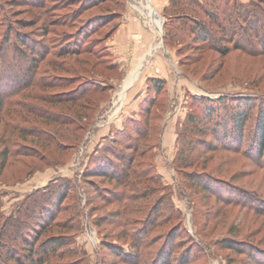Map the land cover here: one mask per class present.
Here are the masks:
<instances>
[{
  "label": "rangeland",
  "instance_id": "rangeland-1",
  "mask_svg": "<svg viewBox=\"0 0 264 264\" xmlns=\"http://www.w3.org/2000/svg\"><path fill=\"white\" fill-rule=\"evenodd\" d=\"M197 1L212 10L217 6L219 21L232 24V0ZM237 1L264 8L263 0ZM163 2L0 0V264H14L4 260L8 249L17 248L24 257L14 239L19 230L35 248L63 234L66 244L45 264H163L167 254L185 264H254L246 257L252 249L264 261V253L256 251L264 249V156L253 160L222 148L208 150L203 142L214 145L209 131L198 136L201 140L189 138L185 125L188 114L200 112L190 98L225 95L232 106L249 102L245 134L257 132V120L264 119V54L230 49L221 56L193 36L182 39L176 19L170 26H177L179 42L167 45ZM129 21L140 24L146 41L136 32L111 39ZM216 27L210 25L218 39L223 34ZM112 62L124 68L123 76L107 69ZM148 76L167 80L168 89L153 95L156 103L144 118L140 108L148 106L143 101ZM95 117L98 126L83 150L68 160L81 136L75 127L87 130ZM134 121L149 133L145 140L133 138L136 165L115 180L87 177L73 184L75 159L80 158L82 170L95 148L115 133L120 138ZM54 132L68 150L63 164L52 168L59 162L58 150L42 148L37 138L51 139ZM179 149L186 156L181 164ZM43 153L46 158L40 160ZM59 174L69 177L64 185L70 191L58 204L50 202V223L36 241L43 218L31 210L32 202L56 186ZM204 183L219 197L203 191ZM228 243L237 251L225 248Z\"/></svg>",
  "mask_w": 264,
  "mask_h": 264
},
{
  "label": "trees",
  "instance_id": "trees-1",
  "mask_svg": "<svg viewBox=\"0 0 264 264\" xmlns=\"http://www.w3.org/2000/svg\"><path fill=\"white\" fill-rule=\"evenodd\" d=\"M204 3L197 0H168V4L162 11V15L164 16V22L162 26L167 28L166 31L164 30L163 40L167 45L172 46L173 42H179V30L176 31L177 26L176 28L170 26L171 22L176 19L180 32H182L180 36L182 39L193 36L192 40L194 42L200 43L199 45L208 44L221 56L227 54L230 49L239 50L242 53L253 56L264 54V8L261 9L258 4L257 6L252 4V7L254 8L250 9V6H244V4L238 2L237 0H232L231 14L234 15V20L229 26V20L219 21L218 18L220 13L218 11L220 10H218L217 6H215V10H212ZM262 3L264 4V0ZM222 14L225 15L226 13L223 12ZM214 24H216L219 34H223V36L221 35L218 39L214 38V31L210 28V25ZM184 28L187 29L186 35L184 34ZM228 30L231 31L230 38H228L227 35ZM33 50L36 51V48H33ZM107 67L108 70H113L111 73H119L121 75L118 65H115L113 62L108 64ZM181 73L183 76L187 77L186 73L183 71H181ZM145 83L148 97H146V100L144 99L143 101L146 102L148 100V106L146 107L147 109L144 108L143 105V107L140 108L144 118L148 116L147 114L150 108L156 103V98H154L153 95H161L162 92H167L166 81L163 79L147 78ZM108 85L110 84L108 83ZM16 89L17 88H15V91ZM189 101L190 103L198 104L200 108L199 114H188L186 117L185 125L187 124V126H190L188 136L189 138L192 136H197V138L201 140V138H199L200 135H205L206 132L209 131L211 137H213L214 145H212L211 142H203L205 143L206 147H208V150L212 148H222L225 151L242 154L244 156L250 157V159L253 160L257 158L261 159L262 156H264V154H262L264 151V119L257 120L258 130L257 132H254L255 134H245L246 125L251 112V108L248 106L249 102H241L237 103L235 106H232V104H229L225 95L216 98L201 97L199 100L190 98ZM134 122V128L128 126L129 128L126 127L121 130L124 132L120 138L117 137V134L115 133L112 138L107 140V142L101 144L100 147L95 148L82 170H80L82 164L81 160L80 158H76L75 161L77 160V162H75V167L72 168V171L74 172V175H72L75 178L74 181L72 180V183H81V178L87 179V177H108L111 180H115V178L122 175V173L126 175L128 173L127 170L130 169L131 166L134 167L136 165L134 162L133 153L137 152L138 146L137 142H135L133 138L137 137L138 139L145 140L147 138L146 136L149 134L146 125L144 128L142 126L140 130V123L137 121ZM60 124L70 125L71 122H61ZM160 125L157 143L159 142L160 136L162 134ZM96 126H98V123L96 122L95 117L91 120V125L87 130L82 128L81 125L78 128L75 127V133L81 132V136L79 137V143L74 149H72L73 152L68 156V160L74 155L78 156V153L83 150V142L91 137ZM206 126L207 130L204 131L203 127ZM180 135H178V139ZM52 137L53 138L47 140L43 138H36L40 140V143L43 145L42 148H49V146H52L56 147L58 150L57 153L59 154V162L49 166L55 168L56 166L63 164L61 156H64V152L68 150L66 148L68 144H64L62 142V137H60V134H57V132L52 133ZM257 139L260 144L257 143ZM119 147H124L130 152H121V148ZM190 151H192V149H190ZM178 153V157L181 159L179 163L181 164L185 161L186 156L183 155V150L181 149H179ZM21 155L22 154H19V156ZM45 158L46 156H44L43 153L40 160H44ZM114 159H117L119 162L117 163L116 160L114 161ZM256 162L260 163L259 160H256ZM55 177H57L56 186H54L49 191V193L43 195L41 199L34 200L31 205V210H39L36 217L38 216L43 218V222H40V232L35 231L36 234L33 235V239H36V241H38V237L43 234V232H41L42 229H46L50 223V221H48V217L53 214L51 209L53 202L58 204V200L65 197L68 191H70V189H66V186L64 185L65 179L69 177L61 176L60 174ZM192 181L195 183L194 185L200 186L201 182L198 183L195 180ZM205 184L206 183L200 187L203 191L209 193L213 192L219 197V193L217 191H211V184L208 185V188L205 187ZM50 202L52 205H50ZM260 212L264 214V210ZM20 221H18L16 225L21 226L23 223ZM95 225H100V222H96ZM14 239L22 244L18 250H21L20 253H24V257L22 258V256L17 253V248H12L13 251L8 249L7 252H5L6 254L4 260L7 258H9L8 260L12 259L14 264H45L49 255L55 254L57 248L66 244L63 234H57L45 238L35 248V242H32L30 238L25 237L24 231L22 230L18 231V234ZM134 244L137 247V243ZM248 247L251 248V246ZM225 248L237 251L236 246H234L232 243L226 244ZM163 249L164 248L162 247L159 250V257H162L161 253H163ZM168 251L170 252V248ZM256 251L261 254L264 253V249L261 250V248L256 249ZM254 253V249H252L251 253L247 254L246 257H248L249 261L254 264H264V261H262L260 255L258 254V256L256 254L255 256ZM162 259L163 264H185L182 263V257L171 256V254H167L166 258Z\"/></svg>",
  "mask_w": 264,
  "mask_h": 264
},
{
  "label": "crops",
  "instance_id": "crops-1",
  "mask_svg": "<svg viewBox=\"0 0 264 264\" xmlns=\"http://www.w3.org/2000/svg\"><path fill=\"white\" fill-rule=\"evenodd\" d=\"M164 1L165 2H163V4H162L161 11H163L164 7L167 5V0H164ZM126 10H127V5L124 8L123 14H125L127 12ZM137 25L139 26L140 24L132 23V21H129V22L125 23V24H122V27L119 26V28L117 29L116 33L113 35V37H111V39H113L116 34H119V37H120L119 39L124 40L126 37H130L132 35V32H136V34H140L141 36H143L144 41H146L147 40V33L143 32L141 28H138ZM125 28H127V30H125ZM113 58H114V61H115L116 60L115 55H113ZM117 65H118L119 71L121 72V74L123 76L124 68H122L119 64H117ZM147 78H156V77L155 76H148ZM146 79H145V81H146ZM145 81H144V83H145ZM165 81H166V85H167V89H168V82H167V80H165ZM145 85H146V83H145ZM164 135H168V134H164ZM164 145H167V144H165L163 139H162V147Z\"/></svg>",
  "mask_w": 264,
  "mask_h": 264
}]
</instances>
